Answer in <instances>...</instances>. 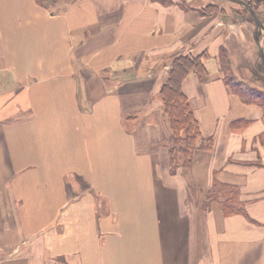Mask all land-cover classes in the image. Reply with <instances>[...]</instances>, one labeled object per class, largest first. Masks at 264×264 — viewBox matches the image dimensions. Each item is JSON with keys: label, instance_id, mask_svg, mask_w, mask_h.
Listing matches in <instances>:
<instances>
[{"label": "crops", "instance_id": "1", "mask_svg": "<svg viewBox=\"0 0 264 264\" xmlns=\"http://www.w3.org/2000/svg\"><path fill=\"white\" fill-rule=\"evenodd\" d=\"M25 1L14 13L0 0V264H135L126 256L143 253L140 242L107 251L126 233L115 228L116 188L97 182L86 130L107 103L145 164L155 264H264V109L240 98L219 60L224 52L237 76L250 69L253 87L264 81L247 24H217L186 0ZM42 25L54 41L22 52L19 33ZM202 52L206 77L189 73L182 89L212 148L198 140L190 168L172 171L159 87L175 55ZM51 84L68 91L80 160H65L66 149L44 156L17 133L37 121L40 89ZM214 183L235 187L244 212L226 213L227 196L206 197Z\"/></svg>", "mask_w": 264, "mask_h": 264}, {"label": "bare ground", "instance_id": "2", "mask_svg": "<svg viewBox=\"0 0 264 264\" xmlns=\"http://www.w3.org/2000/svg\"><path fill=\"white\" fill-rule=\"evenodd\" d=\"M3 5L10 7L14 13H20L25 0H2ZM22 52L37 55L46 44L54 41V35H47L45 25L19 33ZM39 117L33 126L19 127L17 133L22 136L23 146L29 149H40L44 156L57 155L59 150L66 149V159L80 160V133L72 128L76 115L71 105L66 88L54 89L48 85L39 92ZM110 103L103 104L97 114L87 123V144L92 151L96 164L97 182L113 189L115 204L122 211L115 228L126 233L121 239L111 237V243L131 248L143 245V253L136 252L126 256L135 264H155L152 221L146 189L144 161L134 158L129 151L127 138L121 133L111 114ZM35 127V128H34ZM24 132L27 136H24ZM16 133V132H15ZM45 174H38L43 178ZM54 176V175H53ZM117 185V186H116ZM141 197V198H140ZM73 212V211H71ZM70 212V213H71ZM132 229L135 233L132 234ZM130 253V252H129ZM108 257V256H107ZM137 257H139L137 259ZM109 258V257H108Z\"/></svg>", "mask_w": 264, "mask_h": 264}, {"label": "trees", "instance_id": "3", "mask_svg": "<svg viewBox=\"0 0 264 264\" xmlns=\"http://www.w3.org/2000/svg\"><path fill=\"white\" fill-rule=\"evenodd\" d=\"M210 5L205 9H210ZM211 11V10H210ZM220 69L224 74L225 81L232 85L244 102H255L264 109V92L241 81L233 75L230 60L224 52H220ZM205 52L201 54L181 53L175 55L168 67L163 81L159 87L158 96L161 101L162 112L168 123V134L163 135L161 142L167 147L168 162L173 171L179 166L189 169L192 161L196 143L198 140L204 142L202 148L211 150L210 138H203L198 122L190 106L189 98L182 89V82L189 73H195L200 78H205L207 70L203 63ZM227 196L224 201L226 213L244 212L243 205L236 201L238 191L235 187L214 183L212 188L206 191V197L215 198L217 195Z\"/></svg>", "mask_w": 264, "mask_h": 264}, {"label": "rangeland", "instance_id": "4", "mask_svg": "<svg viewBox=\"0 0 264 264\" xmlns=\"http://www.w3.org/2000/svg\"><path fill=\"white\" fill-rule=\"evenodd\" d=\"M190 5L195 8L200 7V11L205 13L207 16H210L211 21L217 20V24L220 21H226L228 23H240V20L247 24V27L244 28L245 35L248 39L252 38L250 41V51L254 57V63L251 65L255 66L256 63L262 64L264 67V0H186ZM210 5V9H205V6ZM211 10V11H210ZM239 19V21H238ZM213 27V25H212ZM220 27V26H219ZM215 28L211 29L214 30ZM249 50V49H248ZM255 55V56H254ZM253 59V58H252ZM247 57L245 58V61ZM244 61V63H246ZM258 65V64H257ZM251 68V66H250ZM244 69V68H243ZM234 70L232 69V72ZM240 74L235 77L239 80H244L247 78L246 83L253 86L250 81L252 80L251 70L248 69L245 72V69ZM254 87L264 92V81L258 82L257 86Z\"/></svg>", "mask_w": 264, "mask_h": 264}]
</instances>
